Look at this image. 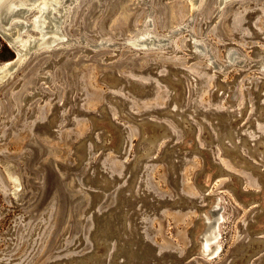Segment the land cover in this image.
Here are the masks:
<instances>
[{
	"label": "rangeland",
	"instance_id": "rangeland-1",
	"mask_svg": "<svg viewBox=\"0 0 264 264\" xmlns=\"http://www.w3.org/2000/svg\"><path fill=\"white\" fill-rule=\"evenodd\" d=\"M35 2L14 20L30 23ZM60 3L63 41L16 60L0 35V64L15 61L0 78V264L123 263L116 239L95 235L125 199L118 237L144 253L131 262L264 261V0ZM148 16V46L127 44ZM39 35L26 25L14 46ZM229 50L246 65L227 66Z\"/></svg>",
	"mask_w": 264,
	"mask_h": 264
},
{
	"label": "water",
	"instance_id": "water-1",
	"mask_svg": "<svg viewBox=\"0 0 264 264\" xmlns=\"http://www.w3.org/2000/svg\"><path fill=\"white\" fill-rule=\"evenodd\" d=\"M59 1L64 2L66 0H59ZM218 1L222 2L223 0H218ZM10 5H12V4H10ZM29 10H30L29 8L26 9V12H28ZM1 11H3V9H1ZM9 15L6 13V11L0 13V32L3 33L4 36H2V37H4V39L8 38L7 35H10V33L7 34V31L10 30L12 25L23 24V21L11 22ZM51 16L52 17L54 16L53 12H51ZM61 21H60V23H61ZM150 26H151V18L148 16L146 19V24L144 27L148 29V27H150ZM187 27H188V25L180 26L176 30L172 31L171 34L176 33L179 30L186 29ZM56 32H57L56 33L57 36L55 37V40L56 41H58V40L63 41V39L59 38V35L61 34L60 24H59ZM148 33L151 34L152 29H148ZM170 35L164 37V39H166L167 43L170 42V37H171ZM191 40H192L191 41L192 46L200 47V49L197 52L193 53V55L195 57H205L211 63L212 62L211 60L214 58H213V53L210 49V46L207 44V42L204 39L194 40L193 38H191ZM145 42L146 41L144 39L141 40L140 42H136L133 39H129L126 41V43L129 45L141 46V47L148 46ZM12 48L15 49L14 53L16 54L15 56H16V60H17L20 57V55H19L20 49H16V47L14 46V42L12 43ZM13 62H15V61H13ZM13 62L8 61V62H4V64H5V66H8L10 63H13ZM226 62H227V66H230V65L245 66L246 65V62H244V60L238 55V53L235 50L227 51ZM258 63H259V66H258L259 70L264 71V65H263L264 58L261 59ZM2 64H0V65H2ZM223 135L228 136V134H223ZM225 136H223V137H225ZM128 205L129 204L125 199L119 204V206L116 209V211L114 212L113 216H111V217L107 216L105 218H103V217L98 218L97 230H96L95 236L97 237V240H99V241L103 242V244H105L104 246H106V242H109L111 238L116 239V243H119L118 246L120 247V250L118 251V256H123V258L125 259V261L123 263H119V264H140L139 262H137V263H135V262L139 261L140 257L144 254L142 247L138 244L141 241H139L136 238L130 239L128 237L127 239L123 240V239H120L118 237V236H121L120 233L123 230L126 231V229L124 227L126 226L127 219H126V216H124V214H125V209L128 207ZM200 219H201V221L199 223V226L202 227V230L200 232H198V235L196 236L197 243L199 245H200V242L203 240V238H205V239L212 238L211 234H209L210 233L209 230L214 229V227L216 226V224L220 220V208L217 209V208L213 207L211 210H208L206 214L200 215ZM206 231H209V232L205 235L204 233ZM216 232H217V228H216V230H214L213 233H216ZM214 246H215V242L210 244L211 248ZM139 249H141V250H139ZM129 255L132 256L131 259H133L135 262L134 261L131 262L128 260ZM202 256L207 257V255H202ZM211 257H214V255ZM81 264H86V263H81ZM89 264H104V263L102 261L97 262V261L93 260V262L91 261V263H89Z\"/></svg>",
	"mask_w": 264,
	"mask_h": 264
},
{
	"label": "bare ground",
	"instance_id": "bare-ground-1",
	"mask_svg": "<svg viewBox=\"0 0 264 264\" xmlns=\"http://www.w3.org/2000/svg\"><path fill=\"white\" fill-rule=\"evenodd\" d=\"M34 1H36L35 8L40 11V13L32 17L30 23L23 21V24L12 25L10 30L7 31V34L10 33V35H7L8 38L5 37L12 47V43L17 40L19 30L22 29V27L32 24L33 27L39 30L40 35L37 38L28 37L27 39L21 41L22 46L20 48L19 55L28 52L31 48V45L35 43H48L50 40H55V37L57 36L56 30L58 29L60 21L65 15L64 11L61 9V3L58 0H0V13L6 11L8 15L10 14L9 17L11 22L21 21L14 19L18 18V16L20 17L24 15V13H26V9L29 8L26 5ZM1 9H3V11H1ZM53 11H57L58 15L52 17L51 12ZM0 34L1 36H4L3 33L0 32ZM146 34H148V29L142 27L133 33L132 39L136 42H140V40H142ZM9 66H5V64H3L0 67V78L3 77V74L6 73V71H8L10 68ZM214 230L215 229H213L212 232H214ZM212 232L210 231L209 233L211 236L213 234ZM209 240H212V238H203V240L200 242L199 250L201 255L208 256L210 254Z\"/></svg>",
	"mask_w": 264,
	"mask_h": 264
},
{
	"label": "crops",
	"instance_id": "crops-1",
	"mask_svg": "<svg viewBox=\"0 0 264 264\" xmlns=\"http://www.w3.org/2000/svg\"><path fill=\"white\" fill-rule=\"evenodd\" d=\"M264 258H261L260 260H263ZM264 263V261H261L260 264Z\"/></svg>",
	"mask_w": 264,
	"mask_h": 264
}]
</instances>
